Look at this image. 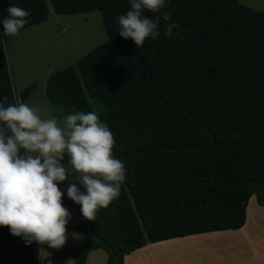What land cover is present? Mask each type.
I'll return each instance as SVG.
<instances>
[{
  "label": "trees",
  "instance_id": "obj_1",
  "mask_svg": "<svg viewBox=\"0 0 264 264\" xmlns=\"http://www.w3.org/2000/svg\"><path fill=\"white\" fill-rule=\"evenodd\" d=\"M49 3L57 15H101L107 42L51 76L45 95L67 114L92 111L90 100L97 102L125 181L93 221L62 199L79 221L69 230L83 241L44 262L86 264L103 251L106 264H124L150 245L241 229L251 198L264 206V12L238 0H168L173 37L164 38L162 21L161 35L138 49L118 34L115 17L129 10L127 0ZM9 5L29 12L21 30L48 19L46 0H0V18ZM3 38L0 98L7 105L16 99ZM36 88L28 86L20 101ZM62 163L70 166L66 156ZM42 249L0 226V264H40Z\"/></svg>",
  "mask_w": 264,
  "mask_h": 264
},
{
  "label": "clouds",
  "instance_id": "obj_2",
  "mask_svg": "<svg viewBox=\"0 0 264 264\" xmlns=\"http://www.w3.org/2000/svg\"><path fill=\"white\" fill-rule=\"evenodd\" d=\"M126 13L115 17L118 34L140 49L147 39L173 37L178 26L170 22L168 0H127ZM154 15L150 18L146 15ZM0 18V37L15 36L29 12L15 5ZM0 98V226L26 245L36 242L59 249L68 239L72 219L62 196L80 206L83 218L96 220L98 209L120 196L125 166L113 154L116 143L107 123L95 111L73 110L62 123L42 109L19 99L5 104ZM67 157L69 167H65ZM68 180L63 189L59 185ZM73 181H78L81 188ZM73 239L79 234L73 232ZM72 260L67 261L71 264Z\"/></svg>",
  "mask_w": 264,
  "mask_h": 264
},
{
  "label": "rangeland",
  "instance_id": "obj_3",
  "mask_svg": "<svg viewBox=\"0 0 264 264\" xmlns=\"http://www.w3.org/2000/svg\"><path fill=\"white\" fill-rule=\"evenodd\" d=\"M238 2L252 10L264 12V0ZM46 4L49 15L45 22L21 30L15 36L4 37L3 45L15 99L20 100L21 93L35 84L37 88L24 103L41 108L43 115L54 116L62 123L67 111L64 107L53 106L48 102L45 95L47 80L57 73L75 67L78 61L96 47L105 44L107 36L99 12L73 16L57 15L49 0H46ZM90 104L92 111L99 116L97 102L90 100ZM73 182L83 191L78 181ZM68 183V180L62 182L60 189L63 191ZM62 199H68L66 194ZM66 208L72 216L66 225L68 239L59 249L43 245L40 264H67L72 259L62 257L50 263L44 261L48 256L64 250H77L82 244L83 237L79 235L80 238L73 239L69 230L71 226L79 224L77 213ZM154 246L156 253L151 255L152 261L149 262L153 264H264V206H259L255 197L251 198L247 206L245 225L239 230L191 236L151 247ZM144 250L146 247L135 253ZM99 253V256L94 257H90V254L87 264H106L105 253ZM138 256L139 253L125 257L124 264H133ZM71 264H74L73 260Z\"/></svg>",
  "mask_w": 264,
  "mask_h": 264
},
{
  "label": "crops",
  "instance_id": "obj_4",
  "mask_svg": "<svg viewBox=\"0 0 264 264\" xmlns=\"http://www.w3.org/2000/svg\"><path fill=\"white\" fill-rule=\"evenodd\" d=\"M156 248V246H154L153 248L151 247V245L150 246H147L146 247V250H144V251H140V252H138L139 253V258L136 260V261H134V263L133 264H153V263H149V262H151L152 260H151V255L153 256V255H155V253L156 252H154V249ZM145 249V248H144ZM142 250V249H141ZM139 251V250H138ZM100 251H94V252H92V253H90L91 255H90V257H94V256H99L100 255V253H99ZM137 252V251H136ZM138 253H133L134 254V256L135 255H137ZM89 257V256H88ZM90 257H89V259H90ZM104 260H105V257H104ZM88 263V258H87V261H86V264Z\"/></svg>",
  "mask_w": 264,
  "mask_h": 264
}]
</instances>
